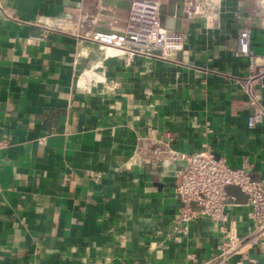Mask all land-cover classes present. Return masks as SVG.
I'll return each instance as SVG.
<instances>
[{
	"label": "crops",
	"instance_id": "0c3cea01",
	"mask_svg": "<svg viewBox=\"0 0 264 264\" xmlns=\"http://www.w3.org/2000/svg\"><path fill=\"white\" fill-rule=\"evenodd\" d=\"M132 1L0 0V264L211 258L221 235L209 218L175 240L179 167L149 164L150 140L209 148L264 183V126L248 125L250 59L237 53L248 25L264 66V0H161L163 24L184 37L177 61L87 37L123 35ZM228 193L246 233V197ZM245 256L264 264L256 251Z\"/></svg>",
	"mask_w": 264,
	"mask_h": 264
},
{
	"label": "built area",
	"instance_id": "2783aa9c",
	"mask_svg": "<svg viewBox=\"0 0 264 264\" xmlns=\"http://www.w3.org/2000/svg\"><path fill=\"white\" fill-rule=\"evenodd\" d=\"M186 1L190 3L196 0ZM208 1L212 6L220 2ZM160 2L133 0L123 35L94 33L87 37L101 45L116 47L129 57L177 61V54L184 48V37L165 27L160 14ZM251 39V27L243 26L237 34V53L250 59L249 75L244 85L253 109L248 125L253 128L257 124L264 126V108L261 97L255 91L264 77V66L258 64L252 52ZM172 140V136L165 143L150 140L146 146L151 151L149 164L179 167L175 185L179 201L178 215L174 220L175 240L181 241L192 221L209 218L218 228L221 241L216 253L209 259L199 261L195 255H189L195 264H259L258 258L245 255L256 251L264 257L263 181L255 179L250 167L233 168L209 148L187 153L173 148ZM7 146L8 142L0 139V150ZM229 187H237L246 197L251 218V226L246 233L240 232L238 222L231 217L229 206L235 198L228 193Z\"/></svg>",
	"mask_w": 264,
	"mask_h": 264
},
{
	"label": "water",
	"instance_id": "95a60500",
	"mask_svg": "<svg viewBox=\"0 0 264 264\" xmlns=\"http://www.w3.org/2000/svg\"><path fill=\"white\" fill-rule=\"evenodd\" d=\"M232 188H234V187H229L228 190H230V189H232Z\"/></svg>",
	"mask_w": 264,
	"mask_h": 264
}]
</instances>
